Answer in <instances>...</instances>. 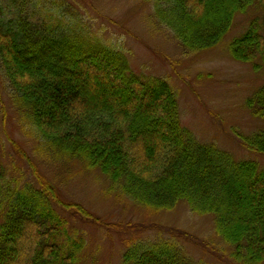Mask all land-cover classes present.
<instances>
[{
  "label": "trees",
  "instance_id": "16d2710c",
  "mask_svg": "<svg viewBox=\"0 0 264 264\" xmlns=\"http://www.w3.org/2000/svg\"><path fill=\"white\" fill-rule=\"evenodd\" d=\"M151 1L156 20L186 52L210 49L238 15L260 11L232 39L230 55L254 69L264 66V0ZM63 3L0 0V70L22 127L29 126L55 156L99 170L150 213L184 202L195 214L210 216L213 235L234 263L264 264V166L197 139L181 122L169 81L137 74L122 50L67 15ZM248 106L264 123V85ZM242 143L264 156V125L242 136ZM64 211L103 222L64 202L44 178L33 183L1 172L0 264L82 263L84 236ZM121 264L198 263L179 235L159 232L147 242L130 241Z\"/></svg>",
  "mask_w": 264,
  "mask_h": 264
},
{
  "label": "rangeland",
  "instance_id": "374dc122",
  "mask_svg": "<svg viewBox=\"0 0 264 264\" xmlns=\"http://www.w3.org/2000/svg\"><path fill=\"white\" fill-rule=\"evenodd\" d=\"M64 1L69 5H65L66 14L84 20L89 30L122 50L137 74L169 81L177 95L181 122L197 139L216 144L234 159H255L264 166V156L242 143V136L264 125L248 106V99L264 85V66L254 69L250 62L230 55L232 39L260 11L238 15L234 26L210 49L186 52L156 20L151 0ZM9 92V82L0 70V173L33 183L44 178L55 185L64 202L81 205L103 220L83 221L64 211L85 239L80 264H121L130 241L147 242L159 232L179 235L187 255L198 264H236L228 247L213 235L210 216L195 214L184 202L169 211L150 213L131 202L119 186L110 185L99 170L40 146L39 135L27 125L22 127Z\"/></svg>",
  "mask_w": 264,
  "mask_h": 264
}]
</instances>
